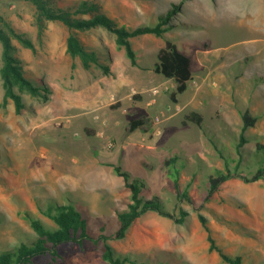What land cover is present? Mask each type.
<instances>
[{"label":"rangeland","instance_id":"374dc122","mask_svg":"<svg viewBox=\"0 0 264 264\" xmlns=\"http://www.w3.org/2000/svg\"><path fill=\"white\" fill-rule=\"evenodd\" d=\"M82 1L60 0L59 5ZM87 1L129 30L155 25L162 14L178 6L171 20L176 27L167 34L192 58V97L177 114L167 77L157 73L159 84L148 92L138 80L158 60L163 37L154 33L133 37L139 63L133 65L113 31L78 30L111 73L97 65L87 69L80 57L68 53L70 30L63 22L49 21L40 36L32 2L0 0V15L36 45L33 51L14 39L15 56L26 76L49 89L48 100L24 92L22 113H17L13 99L5 103L0 40V246L32 239L35 231L28 215L53 223L43 209L67 199L79 202L95 218L85 215L93 234L98 235L102 225L113 231L117 223L115 227L112 218L127 208L131 194L114 171L112 164H118L145 182V197L160 196L178 217L181 209L188 212L186 221L178 223L148 211L125 238L110 241L118 252L148 262L170 256L173 264H227L218 251H211L202 214L225 252L241 256L244 264H264V179L232 178L208 199L209 179L225 168V162L198 125L183 123L187 112L199 111L218 146L238 159L235 139L242 129L241 110L260 114L256 126L246 131L257 138L245 145L242 171L250 174L264 166V150H256L257 142L264 145V0ZM190 87L179 95L180 103ZM161 92L154 107L158 111L144 115L145 124L130 131L132 116L151 111L140 104L149 97L157 99ZM174 156L180 158L167 163ZM174 166L180 170V191L187 190L191 199L179 198ZM59 251L56 260L41 255L35 264H111L103 256L102 243H68Z\"/></svg>","mask_w":264,"mask_h":264},{"label":"trees","instance_id":"16d2710c","mask_svg":"<svg viewBox=\"0 0 264 264\" xmlns=\"http://www.w3.org/2000/svg\"><path fill=\"white\" fill-rule=\"evenodd\" d=\"M32 2L36 7V24L38 26L39 35L43 36L49 21H61L70 30L67 39V51L73 57H80L85 68L90 69L97 65L106 73H111V68L100 60L98 53L95 50L88 48L83 39L78 35L77 31L90 30L95 27H103L116 34V42L119 46L124 47L128 57L133 65H139L137 53L133 44V37L144 33H154L157 36L165 39V46L162 47L158 54V60L153 66L156 73L162 74L168 79H172L176 83V87L169 95L170 99L177 103L178 96L184 93L193 79L192 58L187 53L183 52L176 41V38L167 35L171 28L176 27L171 23L172 16L177 14L180 8L174 5L166 14L159 17V21L155 25L139 26L133 30H129L125 26L118 25L114 19L105 13H101L97 4L84 0L80 3L67 4L60 6V0H27ZM79 14H91L90 18L78 17ZM17 38L23 45L36 51V45L32 38L26 33L19 32L12 23L7 21L0 15V40L3 45L1 67V76L5 89V103L11 98L14 100L17 113H22L26 108L24 100V92H29L34 97H41L43 100L49 99V89H44L27 77L21 61L15 56L14 39ZM243 120L241 133L238 139H235V147L238 154V159H235L225 147L218 146V142L212 137L210 131L204 123V117L192 112L187 115V119L196 123L214 143L220 156L224 159L225 168L216 171L209 179L208 199H212L220 187L232 178H241L245 182H256L264 179V166L257 168L253 173H245L242 171L243 152L245 145L257 136H249L246 131L251 127L256 126L261 118L260 114H253L250 109L241 110ZM144 123V118H135L130 122V131ZM238 140V141H237ZM256 150H264V145L257 142ZM252 151V150H250ZM180 156L172 157L167 160V163L176 162ZM114 171L119 176H122L126 185L129 187L130 201L126 209L118 210L117 216L114 219L113 231H106V225H102L98 235L91 232L88 226V220L85 215L87 212L78 206L77 201L67 199L66 203L52 202L43 212L53 221L48 223L42 218L28 215L30 223L35 231L32 239L23 240L21 243L12 245L4 244L0 246V264H35V258L41 255H51L54 260L60 257L59 247L68 243L83 244L86 241L102 243L104 258L111 264H173L174 260L170 256H165L162 260L158 259L155 262L140 260L133 257L130 253L118 252L111 244V240L123 239L128 235V232L133 223L148 211H157L160 214L175 219L178 223H184L188 212L181 209V217L165 206V201L158 195L152 198L145 197L143 191L145 182L135 178L133 174L125 170L121 165L112 164ZM177 170L175 177V185L179 190L178 196L180 199H191L187 190L180 191V170ZM88 216V215H87ZM90 218L95 220L89 214ZM203 224L209 231V241L211 251H218L223 262L227 264H244L241 256L232 255L224 251L214 238L211 228L207 224V219L204 215H200ZM181 264H189L182 261Z\"/></svg>","mask_w":264,"mask_h":264},{"label":"crops","instance_id":"0c3cea01","mask_svg":"<svg viewBox=\"0 0 264 264\" xmlns=\"http://www.w3.org/2000/svg\"><path fill=\"white\" fill-rule=\"evenodd\" d=\"M168 35V34H167ZM165 46V45H164ZM163 46V47H164ZM193 62V61H192ZM149 71V73H146L145 74V78L144 79H142V78H139L138 77V80L140 81L141 80V82H143L144 83V86H145V90L148 92V91H150L152 88H154V86L155 85H157V83H158V81H157V73L153 70V68L152 69H149L148 70ZM192 72H193V79H194V69H193V67H192ZM141 77H143V75H141ZM192 79V80H193ZM167 83H171V88H174L175 89V87H176V83H174V81L172 80V79H169L168 80V82ZM159 84V83H158ZM190 87V86H189ZM173 89V90H174ZM189 89V88H188ZM187 89V90H188ZM186 90V91H187ZM192 88L190 87V90H189V92H188V94H187V96L181 101V103H180V99H179V96H178V102L176 103V104H178V109H175V110H177V114H179V113H181V110L183 109H186V107H187V105H188V102H189V100L191 99V97H192ZM163 93L164 92H161L160 93V95L158 96V98L156 99V98H146L145 100H144V103L143 104H140L141 106L140 107H147V108H150V110L151 111H148V113H142L143 115H141V116H138V115H136V116H132L131 117V119H130V122H131V120L132 119H135V118H144L145 119V116L144 115H146V116H151V115H153L154 113H156L158 110H156L154 107L159 103V100H160V98H162L161 96L163 95ZM148 95H150L149 93H148ZM175 103V102H174ZM192 112H197V113H199V114H201L203 117H204V115L202 114V113H200L199 111H191L190 113H192ZM164 113V112H163ZM190 113H186L187 115L188 114H190ZM141 114V113H140ZM150 114V115H149ZM187 115H186V118L183 120V123L185 124V125H187V123H188V121H191V120H189V119H187ZM193 122V121H192ZM204 123H205V119H204ZM145 123H143L142 125H140L139 127H137V128H140V127H142L143 125H144ZM196 124V123H195ZM197 125V124H196ZM199 127V126H198ZM136 128V129H137ZM200 128V127H199ZM135 129V130H136ZM201 129V128H200ZM202 130V129H201ZM134 131V130H133Z\"/></svg>","mask_w":264,"mask_h":264},{"label":"built area","instance_id":"2783aa9c","mask_svg":"<svg viewBox=\"0 0 264 264\" xmlns=\"http://www.w3.org/2000/svg\"><path fill=\"white\" fill-rule=\"evenodd\" d=\"M159 91H160L159 88L154 89V92H156V93H158Z\"/></svg>","mask_w":264,"mask_h":264},{"label":"clouds","instance_id":"9594fccd","mask_svg":"<svg viewBox=\"0 0 264 264\" xmlns=\"http://www.w3.org/2000/svg\"><path fill=\"white\" fill-rule=\"evenodd\" d=\"M226 11H230V9H228L227 7H226V9H225Z\"/></svg>","mask_w":264,"mask_h":264}]
</instances>
